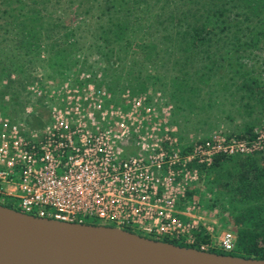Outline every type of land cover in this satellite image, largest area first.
Listing matches in <instances>:
<instances>
[{
    "label": "rangeland",
    "instance_id": "obj_1",
    "mask_svg": "<svg viewBox=\"0 0 264 264\" xmlns=\"http://www.w3.org/2000/svg\"><path fill=\"white\" fill-rule=\"evenodd\" d=\"M9 1L16 9L24 7V11L29 3L32 9L40 13L43 3L49 0H0L4 3ZM160 1L165 3L166 12L178 2ZM180 1L177 5L183 7ZM183 1L190 7L195 3H199L197 7L201 9L209 6L207 0ZM112 3L115 1L62 0L53 7L49 5L48 13L53 18H69L74 28L73 34L69 31L60 34H68L73 39L71 44L63 45L64 49L61 47L64 51L61 56L65 57L64 66L52 62L53 51L49 48L41 49L36 56L29 54L34 58H31V62L30 57L19 52L14 45L12 35L16 31L0 30L2 117L22 124L31 131H38L44 123H48L50 109L65 106L75 90L82 93L81 89L91 85L108 97L106 106L128 110L139 103L140 113L150 108L159 122L166 121L175 128L183 144L219 135L233 136L247 126H253L255 133L264 129V105L247 100L242 96L244 92L236 88L244 79L240 75L244 71H247V78L264 83L263 37L259 38V42H249L247 34L241 36V33H237L236 38L234 31L233 35L231 31H219L212 36L220 41L209 53L211 56L207 63L201 50L184 44L170 46L163 40L166 31L158 25L159 31L144 29L133 35H138L140 40V34H143L146 40L153 33L158 41L156 49L142 44L130 51L111 39L104 42L100 37L98 27L111 21L105 4ZM159 6L161 3L152 9V13L159 11ZM12 8L4 6L2 9L17 14V10L11 11ZM6 15L0 11V25L1 17ZM22 17L23 25L30 26L29 19ZM36 25L40 26L38 21ZM170 26V37L177 44L178 36L183 31L179 26ZM239 26L243 27V24ZM257 32L254 34L257 35ZM204 63L211 67L208 71L199 68ZM20 64L25 66V73ZM11 65H15L12 71ZM193 87L195 89L191 91ZM230 165L221 162L218 171L213 166L202 168L196 185L188 192L187 204L191 214H196L197 224L191 232V243L199 247L206 245V250H218L210 246L211 241H216L225 232L231 233L236 242L235 234L241 227L237 219L246 211V203L231 197L230 192L216 183L217 176L224 177ZM85 222L102 224L92 219ZM235 246L236 243L233 252L236 251Z\"/></svg>",
    "mask_w": 264,
    "mask_h": 264
},
{
    "label": "built area",
    "instance_id": "obj_2",
    "mask_svg": "<svg viewBox=\"0 0 264 264\" xmlns=\"http://www.w3.org/2000/svg\"><path fill=\"white\" fill-rule=\"evenodd\" d=\"M81 90L65 106L50 109L38 131L0 115L1 205L192 244L197 224L188 192L201 169L219 156L264 153V129L249 139L219 135L183 144L150 108L140 113L139 103L128 110L106 106L102 90ZM234 243L225 232L210 246L231 252Z\"/></svg>",
    "mask_w": 264,
    "mask_h": 264
},
{
    "label": "trees",
    "instance_id": "obj_3",
    "mask_svg": "<svg viewBox=\"0 0 264 264\" xmlns=\"http://www.w3.org/2000/svg\"><path fill=\"white\" fill-rule=\"evenodd\" d=\"M61 1L62 0H49L48 2H44L40 13L32 9L29 3L27 4V9H25L27 13H25L24 7L16 9L11 1L7 3L0 2L1 13L7 14L1 17L0 30L16 31L12 35V38L15 39L14 45L18 48L17 50L19 52L30 57L31 62L34 58L30 55L36 56L41 49L46 50L49 48L53 51L52 62L56 64L61 63L59 66H64L63 61L65 57L61 56V53H64L63 45L66 46L71 44L73 39H71L68 34H60L62 31H69L70 34H73L74 28L69 18H65L64 20H62L61 17L53 18L48 13L49 5L53 7L55 4H60ZM109 1H115V3L112 4H105L107 12L111 14V16H109V20L111 21L98 27V30L101 31L100 37L104 42L111 39L115 44L121 45L120 47L130 51L134 49V46L137 48L142 44L156 49L158 47V41L153 36V33H151L150 37L146 38V40L143 39V34L139 33L141 36L140 40L138 35H133L138 33L137 31L144 29L147 31H159L158 25L162 27L161 30L166 31L163 40L167 41L170 46H181L184 44L196 50H201L205 55L203 60L207 61V63L211 56L209 53H212V49L216 43L220 41L219 38L215 40L212 36L217 35L219 31H231L232 35L234 31V37H236L237 33H241V36L247 34L246 36L250 38L249 42H259L260 37L264 38V0H207L210 7L207 6L208 8L205 7L204 9L197 7L199 3L192 4V7H190L183 0L180 1L183 7L178 6V0V2H175L174 7L168 12H166L165 3L163 4L160 0ZM170 1V3L173 2V0ZM190 1L191 0L188 2ZM119 3L122 5H118ZM160 3L161 6H159V11L152 13V9L160 5ZM4 6L8 8L9 6H13L11 11L17 10V14L7 13V10L2 9ZM101 7L103 8L102 4ZM193 7L197 8L193 9ZM29 11H31V13H29ZM37 13H39V15H37ZM22 16L29 19L31 22L30 26L23 25ZM113 18L115 19L113 20ZM37 21L39 22V27L36 25ZM143 23H145V25ZM240 24H243V27H240ZM170 25L179 26L180 31L181 29L183 31L182 34L178 36L177 44H175L170 37ZM52 31L53 33H51ZM255 31H258L257 35L254 34ZM65 35H67V37H65ZM103 35L105 37H103ZM245 43L248 42L245 41ZM55 45H57V47H55ZM61 47H63V49H61ZM207 63H204L199 68L208 71L211 67H209ZM11 66L12 71L15 69V65ZM21 66L22 71H24L25 66ZM246 73L247 71L240 73L241 78L244 79L236 88L244 92L242 96L247 100L252 99L255 103L264 105V83L261 80L247 78ZM208 78L204 79V81ZM209 87H211V85H209ZM194 89L193 87V89L190 90L193 91ZM256 135L253 126H247L241 133L234 134L233 136L249 139L254 138ZM221 162H226V164L230 163L231 165L227 171H225L224 177L217 176V185L227 192H230L231 197L238 198L243 203H246L247 207L245 208L246 211L243 213L244 215L237 219L241 227H239L235 234L236 251H207L223 255L264 259V153L237 155L234 157H216L215 162L211 165L217 167L215 171L219 170V164ZM89 224L96 223L91 222ZM164 241L180 246L200 249V247L195 244L168 240Z\"/></svg>",
    "mask_w": 264,
    "mask_h": 264
},
{
    "label": "water",
    "instance_id": "obj_4",
    "mask_svg": "<svg viewBox=\"0 0 264 264\" xmlns=\"http://www.w3.org/2000/svg\"><path fill=\"white\" fill-rule=\"evenodd\" d=\"M0 260L3 264H264L261 258L180 246L107 225L35 217L1 204Z\"/></svg>",
    "mask_w": 264,
    "mask_h": 264
},
{
    "label": "bare ground",
    "instance_id": "obj_5",
    "mask_svg": "<svg viewBox=\"0 0 264 264\" xmlns=\"http://www.w3.org/2000/svg\"><path fill=\"white\" fill-rule=\"evenodd\" d=\"M0 263L3 264V262L0 260Z\"/></svg>",
    "mask_w": 264,
    "mask_h": 264
}]
</instances>
